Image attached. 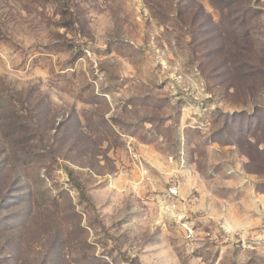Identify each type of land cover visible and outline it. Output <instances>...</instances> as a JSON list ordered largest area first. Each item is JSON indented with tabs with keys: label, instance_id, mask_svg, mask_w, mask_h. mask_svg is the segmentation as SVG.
Returning a JSON list of instances; mask_svg holds the SVG:
<instances>
[{
	"label": "rangeland",
	"instance_id": "374dc122",
	"mask_svg": "<svg viewBox=\"0 0 264 264\" xmlns=\"http://www.w3.org/2000/svg\"><path fill=\"white\" fill-rule=\"evenodd\" d=\"M0 264H264V0H0Z\"/></svg>",
	"mask_w": 264,
	"mask_h": 264
},
{
	"label": "built area",
	"instance_id": "2783aa9c",
	"mask_svg": "<svg viewBox=\"0 0 264 264\" xmlns=\"http://www.w3.org/2000/svg\"><path fill=\"white\" fill-rule=\"evenodd\" d=\"M177 194H178V191L175 188L170 189V196L174 197ZM178 220L182 224V226L184 227V230L187 234V237L192 238L194 236V233H193L192 228L190 227V225L186 221L185 217L183 215H178Z\"/></svg>",
	"mask_w": 264,
	"mask_h": 264
}]
</instances>
